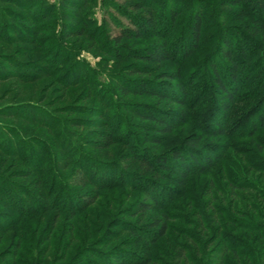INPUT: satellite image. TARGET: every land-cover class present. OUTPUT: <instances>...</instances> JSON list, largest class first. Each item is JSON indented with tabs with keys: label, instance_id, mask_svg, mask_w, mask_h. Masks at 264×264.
Listing matches in <instances>:
<instances>
[{
	"label": "rangeland",
	"instance_id": "1",
	"mask_svg": "<svg viewBox=\"0 0 264 264\" xmlns=\"http://www.w3.org/2000/svg\"><path fill=\"white\" fill-rule=\"evenodd\" d=\"M28 1L54 11L0 5V264H264L263 0Z\"/></svg>",
	"mask_w": 264,
	"mask_h": 264
},
{
	"label": "trees",
	"instance_id": "2",
	"mask_svg": "<svg viewBox=\"0 0 264 264\" xmlns=\"http://www.w3.org/2000/svg\"><path fill=\"white\" fill-rule=\"evenodd\" d=\"M10 1V2H8ZM85 0H77V4H80V6L84 5V2ZM231 1V3L233 5H241L242 3H244V0H229ZM62 6L67 9V11H63L62 15L63 17H65L68 21H72V19H74V14L76 9H78V5L76 7V3L74 4L73 3V0H60ZM8 4V3H12L15 4L13 5L14 6V9L16 10H24L27 14H29V19H32V18H35L36 15L39 17V15L44 18V19H47L49 17V12H52L54 11V8L53 7H44V8H40L38 10H33V7H35V3H32L31 1L29 2L28 0H0V5H4V4ZM261 5L263 6L264 5V0L261 2ZM61 6V5H60ZM136 6V9H139L141 6L140 5H135ZM63 9V8H61ZM27 20V22H25L24 24L22 25H32L33 23L30 21V20ZM201 19L202 17L201 16H197L194 21L192 22V27H191V38L194 42V45H197L198 41H199V33H200V27H201ZM16 24H21V22H15ZM152 24H153V20L151 17H148L146 19V24H145V28L148 29V27H152ZM253 29V30H252ZM252 31L254 32V36L256 35H259L260 33H262L264 31V27H262V23L260 22H256L253 24L252 26ZM135 37H140V34L137 32L134 34ZM242 42H235V46L239 49L242 48V45H241ZM169 46H166V44H163L161 45L160 47L158 48H153L151 49V51L148 53V54H144L143 56H136L137 59H141L143 61H154V62H166V61H169L171 60V52H169ZM230 47V46H229ZM228 51V50H227ZM225 51V57H229V54L228 52ZM236 70H237V67L234 65L233 68H231V72L228 74L229 75V80H231L230 82L233 83L235 85V81H236ZM215 71V70H214ZM216 83L218 84V87L219 89L221 90H224L225 91V87H227L225 85V83L222 81V79H219L218 77L215 79ZM124 91L126 92L127 89L124 88ZM180 93H181V96H182V92L181 90L179 89ZM102 117V116H100ZM146 119H150V120H154L153 118H146ZM96 124H100V123H105L103 121H96L94 122ZM165 124V122H162ZM263 123V122H262ZM162 125V124H161ZM161 131L165 132V133H169L171 132L170 131V128L168 125H162L161 126ZM217 134L219 136H222L223 132L221 129H218L217 130ZM175 154V158H178L179 162H181V160L183 159L182 156L178 153H174ZM181 164V163H180ZM186 169V168H185ZM186 172H189L187 169L186 170H183L182 173H180L179 175L181 176V179L184 180L185 178V174ZM182 182V181H181ZM152 199V198H151ZM149 199V200H151ZM148 207L149 206H144L143 208H145L146 210L145 211H148ZM150 227H156L158 225V222L157 221H153L151 222L150 224ZM255 232H257V230H255ZM165 234V228L164 226H162V228L157 231V235H158V238H161L163 237ZM224 254H229L232 258V260H235V262H238L239 260V257H238V254H237V251L234 249V248H225L224 250ZM264 253V251H263ZM227 254V255H228ZM264 255V254H263ZM240 259H242V261L244 262V260L247 262L245 264H255V262L252 260V262H250V258L248 257V255H243L242 257H240ZM222 262V261H221ZM226 262V261H225ZM237 264H243L242 262H238Z\"/></svg>",
	"mask_w": 264,
	"mask_h": 264
}]
</instances>
